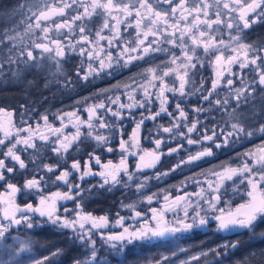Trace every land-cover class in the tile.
<instances>
[{
  "label": "snow or ice",
  "instance_id": "snow-or-ice-1",
  "mask_svg": "<svg viewBox=\"0 0 264 264\" xmlns=\"http://www.w3.org/2000/svg\"><path fill=\"white\" fill-rule=\"evenodd\" d=\"M6 17L8 23L18 19L0 38V77L9 76L14 81L21 80L24 73L38 71L57 84L62 81V86L67 88L74 81L65 72L64 65L73 56L83 58L75 65L74 73L82 81L112 76L134 62L152 60L159 53L168 54V59L144 69L142 82L130 78L133 84L124 85L125 89H131L128 103L121 102L120 95L115 98L106 95L110 90H119L120 84L113 89H101L94 95L105 98L85 109L87 119L81 118L78 112L63 113L56 117L61 121L60 127H54L48 114L42 113L33 128L29 120L24 119H30L34 111L28 107L20 113L17 126L14 111L0 108V146L6 148L0 151V182L5 184L8 194L7 199L0 195V202L4 204L0 211V238H5L13 225L33 229L36 227L33 218L38 215L52 226L71 232L69 240L82 250L72 258L71 264H113V260L116 264H125L130 246L171 241L172 238L176 248H169V254L161 253L159 259L152 258L146 264H211L210 254L217 264H222V258L239 246V240L225 241L191 255L188 249L178 245L184 234L206 229L213 222L215 232L246 230L250 239H264V227H261L264 223V145L255 152L238 154L237 158L242 156L243 159L237 167L220 165L221 170L213 171V179L207 181V188L201 187L193 194L195 203L187 198V193L171 200L164 196L165 201L170 200L167 211L173 213L172 219H166L164 211L158 212L155 208L143 213L136 209L135 203H121L122 208L132 213L135 224L128 225V217L117 213L114 224L121 230L106 233L104 229L113 223L107 214L95 216L83 211V202L95 187L111 191L118 185L127 189L134 183L135 192L142 194L149 178L144 177L139 183L135 180L145 169H154L162 156L183 151L184 144L180 141L199 145L201 150L189 154L187 159H180L168 171L157 173L155 179L195 166L204 158L214 156V149L233 148L255 134L246 124L252 120L264 121V47L244 42V34L254 25L264 23V0H24ZM97 18L100 22L94 24ZM129 29L134 36L126 39ZM224 32H227V40L223 38ZM226 52L230 54L225 55ZM205 58H209L207 63L215 73L208 89L204 88L203 80L197 86L194 79L197 67L204 65ZM233 66L238 71L234 72ZM169 77L173 78L172 83ZM235 80L240 86L234 88V95L230 91L228 98L214 101L222 110L231 106L230 100L235 103L236 107L227 113L228 120L235 122H225L223 126L218 122L211 128L205 127L198 117L206 110L199 104L188 107L185 101L201 93V103L212 104L211 97L218 86L225 82L232 90ZM137 92L141 94L139 100L135 98ZM153 103L158 104L156 111L152 110ZM133 109L144 111L137 119ZM241 109H247L251 115ZM190 113L197 118L190 119ZM162 115L169 118L168 125L155 124L148 129V136H142L145 123L157 121ZM65 119L75 129L71 134L65 133L68 127L63 123ZM125 119L135 123L127 139L123 132ZM40 121L45 132L40 131ZM255 131L264 133V123ZM142 139L149 140L153 149H144ZM169 140L177 144L163 152L161 146ZM85 141L94 142L96 147L80 156V145ZM208 144L211 146H204ZM29 150L32 152L24 158L22 153H29ZM73 150L80 158L68 164L67 158ZM97 150L119 152L118 162L102 161ZM45 151L53 154L56 163L44 162ZM129 158H136L132 168ZM94 166L99 170L94 171ZM29 171L31 176L25 178L22 185L10 179H14L17 172ZM74 175L78 182L71 181ZM96 175L102 178L99 185L82 186L81 182L87 177ZM229 182L232 195L239 194L242 186L247 188V198L234 208L231 201L225 199L229 195ZM49 184H63L67 191L45 195ZM18 194H35L38 202L21 206L16 203ZM157 195L152 193L146 200L150 204ZM59 201H72L75 208L58 214ZM177 209H182V214ZM97 236L102 244L98 245ZM30 246V240H22L13 251L18 254ZM64 254V249L57 248L40 259L33 258L32 264H59ZM180 255L184 259H178ZM245 264H264V249L250 253Z\"/></svg>",
  "mask_w": 264,
  "mask_h": 264
},
{
  "label": "flooded vegetation",
  "instance_id": "flooded-vegetation-1",
  "mask_svg": "<svg viewBox=\"0 0 264 264\" xmlns=\"http://www.w3.org/2000/svg\"><path fill=\"white\" fill-rule=\"evenodd\" d=\"M18 3H24V0H0V38H2V33L5 29L11 28L15 23L14 18L11 23L5 22L7 17L10 16L13 10L16 8ZM99 18L94 21V24L99 23ZM22 31V27L20 29ZM12 34V33H9ZM235 34V33H233ZM39 35V33H37ZM245 41L246 43L252 44L257 48L264 47V23H258L254 25L251 29L245 32ZM134 36V32L132 29H129L127 33H125V38L130 39ZM223 38L227 40V32H224ZM104 43L103 41L101 42ZM230 54L226 52L225 55ZM113 55H116V51L113 50ZM179 55V52H177ZM203 56V54L201 53ZM82 57L73 56L71 57L67 63H65L64 68L67 74H70L74 83L69 87H63V82L57 84L55 80L51 77H47L45 73L38 71H31L24 73L23 78L19 81H14L9 76L0 77V108H4L8 111H14V122L19 126V121L21 119L20 113L23 111L24 107H28L33 109L34 111L31 114V118L24 117V119L29 120V123L35 128L36 121L39 119L40 114L47 113L49 116V122L54 127H60L61 121H59L56 117L58 115H62L67 112H78V114L83 119H87V113L85 109L100 100H103L104 96H96L95 93L99 92L101 89H113V86L116 84H120L119 90H110L106 93L108 97L115 98L116 95L121 96V102L128 103V92L131 90L125 89L124 85L131 86L133 84V80L131 77H135L136 81H143V76L141 75L144 69L148 67H154L156 64H160L163 61L168 59V54L159 53L156 54L152 60L149 61H137L132 65H129L128 68L122 69L119 73H115L112 76L103 75L96 79H90L88 81L78 80L75 76V65L79 64L82 60ZM207 59L205 58V63L202 67L198 66L196 69V75L194 77L197 86L201 80L204 81V88L208 89L211 87L212 79L214 78V69L213 67L207 63ZM214 59V57H211ZM233 71H238L236 66H233ZM228 75L227 73L225 74ZM247 76V71L245 73ZM169 83H172L173 78H168ZM31 81V84L29 82ZM47 85V86H46ZM239 81H234L233 89L230 90L225 82H222L220 86H218L215 94L211 97L213 101L212 104L208 102L200 101L201 93H197L196 95L190 96L186 101V105L188 107L197 106L198 104L202 106L206 111L201 114L198 119L203 122L204 126L207 128H211L214 124L220 123L222 126L227 122L228 124L234 123L235 121H229L227 113L232 111L236 105L230 100V107L226 110H222L218 108L214 101L217 98H228L229 92L232 91L234 95V88L239 87ZM206 94V93H205ZM85 98H88L87 100ZM135 98L139 100L141 98V94L137 92L135 94ZM79 101V103H77ZM158 108L157 103H153L152 110L156 111ZM144 109H133L132 113L135 118H139L140 113L143 112ZM241 111L245 112L247 115H251L247 109H241ZM145 115L147 113L145 112ZM190 119H196L194 113L189 114ZM63 123L68 124V127L65 129L66 134H71L75 131V129L68 123V120L65 119ZM169 123V118L166 115H162L161 118L157 121H147L144 125V128L141 132V135L146 137L148 136V129L154 128L155 124H163L167 126ZM260 123H264V121L252 120L246 127L249 130L255 132V134L247 139L241 140L237 143L233 148L225 149V150H215V155L211 157L204 158L199 161L195 166L184 167L181 170H178L168 176H164L162 179H155L157 173H162L168 171L175 164L179 162L180 159H187L189 154H195L196 151L201 150V146L199 145H188L186 141H180V143L184 144V150L178 153L173 154L172 156H162L161 161L157 164L154 169H145L142 174L135 180L136 183H139L140 179L144 177H148V183L146 187L142 190L141 193L135 192V184H131V186L127 189L122 188L121 186L114 187L111 191H108L107 188L101 189L99 187L93 188L91 194L84 200L83 202V211L92 213L95 216H101L107 214L110 219L113 221L112 224L109 225L108 228L104 229L107 233L109 229H118L121 230L118 225L114 224L116 219V214L119 213L120 216L128 217L127 224L134 225L135 221L131 219L132 213L126 209L121 207V203H135L136 209L143 212L149 213L151 208L157 209L158 212L164 211L166 219H172L173 213L167 211L168 204L170 200L175 198L178 195H185L187 193V198L190 199L192 203H195L196 197L193 196L194 193H198L201 187L207 188V181L213 179V171H220V165L237 167L241 164L243 157H238V154L245 153L248 151H257L264 145V133H260L255 131L259 128ZM41 128H45L42 121H40ZM135 123L131 119H125L123 121V132L124 138L127 139L131 134L132 129L134 128ZM46 131V129H45ZM44 131V132H45ZM105 134L107 130H104ZM26 135V133H25ZM167 136V134H165ZM193 139H196V136L193 135ZM39 146L40 142L37 141ZM142 147L144 149L152 150L154 145L149 142L147 139H142L141 141ZM177 141L169 140L167 144L161 146V150L163 152H167L169 147H175ZM204 146H211L210 144ZM82 152L80 156H82L86 152H91L95 149V143L92 141H85L80 145ZM113 147H116V143L113 142ZM6 148L0 146V151H5ZM32 152L29 150V153H22L24 158ZM98 155L101 156L102 161H107L111 159L113 162H118L119 160V152L106 153L102 150H97ZM46 163H56V158L50 151H45L44 153ZM80 156L75 154L73 150L72 153L68 156V164L71 163L72 159H78ZM129 166L130 168L134 167L136 163V158H129ZM32 165L29 164V169H31ZM94 171H98L99 169L94 166ZM59 173L57 172V175ZM78 175V174H77ZM77 175L72 176L70 179L72 182L77 181ZM31 171L29 172H17L15 178H11L13 183H17L18 186L23 184V180L25 178H30ZM192 177L191 180H186V178ZM185 181L182 185L181 182ZM102 182V178L98 175L89 176L85 179V181L81 182L82 186L88 188L93 185H99ZM229 195L225 197L226 200L231 201V207H235L237 204L243 203L246 197V186L241 187V191L237 195H232L231 193V184H228ZM67 191V188L63 184L59 185H51L49 184L47 187V191L45 195L54 191ZM152 193H157L158 195L154 197L152 202L146 200L148 195ZM0 195L7 199V192L5 191V184L0 182ZM164 196H169L170 200L165 201ZM27 202H31L34 205L38 202V197L35 194H18L16 197V203L19 205H23ZM107 203H110V207H107ZM221 206H224L223 204ZM4 204L0 202V211H2ZM75 205L72 201H59L57 204V212L58 214L63 215L65 209H74ZM177 211L182 214V209H177ZM191 211V210H189ZM36 227L33 229H27L26 226L13 225L10 231L6 234L5 238H0V240L5 241L6 246L4 249L6 253L8 251H13L15 248L19 246V243L22 240H30L31 241V252L23 253L18 257H16L15 261H19L21 263H25L29 260H32L34 257H43L44 255H48L52 250L59 248V242L67 241L68 250L71 251L69 254V258H73L75 256L74 250L76 243L69 240L71 232L69 230H61L52 226L50 223H47L40 218L38 215L33 218ZM7 223V221H3ZM261 227H264V223L261 224ZM215 224L214 222L209 224L206 229H197L192 232L184 234V236L178 241V244L185 245V238L188 234L192 236H197L201 233H208L213 235L214 237L210 239L212 242V248L218 244L224 243L225 241H236L233 239V235L235 233H227V232H215L214 231ZM238 231H246V230H238ZM237 231V232H238ZM97 243L102 244L103 242L100 240L99 236L96 237ZM231 239V240H230ZM172 238L171 241H162V242H153V244H143L140 245L143 248H148L150 251H168L169 248H173L177 245ZM221 241V242H220ZM9 248V250H8ZM81 249V247H80Z\"/></svg>",
  "mask_w": 264,
  "mask_h": 264
},
{
  "label": "trees",
  "instance_id": "trees-1",
  "mask_svg": "<svg viewBox=\"0 0 264 264\" xmlns=\"http://www.w3.org/2000/svg\"><path fill=\"white\" fill-rule=\"evenodd\" d=\"M106 205L107 207L111 206L110 203H107ZM198 236L199 237L197 238V236L188 234L185 238V248L189 250L190 254L199 253L201 250L207 251L209 248H212V242H210V239L214 237L213 235L201 233ZM232 238L236 241L239 240L240 244L236 249L229 251L227 256L222 258V264H245V260L249 257L250 253L259 252L261 249H264V239H250L247 231H238ZM59 248L65 250V254L59 258V264H71L72 258H69L71 251L68 250L67 241L62 240L59 242ZM3 251L4 250L1 248L0 255ZM81 251L80 246L76 244L74 250L75 256L80 255ZM158 252L159 251L150 252L148 248H143L140 245L134 247L130 246L125 256V264H146V262L150 261L152 258L158 259ZM103 254L104 250L101 251V255ZM208 259L211 261V264H217V261L213 260L211 254ZM1 264H11V262L8 263V261H3ZM113 264H116L115 260H113Z\"/></svg>",
  "mask_w": 264,
  "mask_h": 264
},
{
  "label": "rangeland",
  "instance_id": "rangeland-1",
  "mask_svg": "<svg viewBox=\"0 0 264 264\" xmlns=\"http://www.w3.org/2000/svg\"><path fill=\"white\" fill-rule=\"evenodd\" d=\"M40 131L41 132H44L45 131V128H41V125H40ZM119 230L118 229H109L107 232H118ZM221 242V241H220ZM222 243V242H221ZM179 245V247H182V248H185L182 244H178ZM3 246H6L7 247V245H6V243H5V241H3V240H0V249L2 248L4 251L2 252V254L0 255V264L1 263H3V261L4 262H6V261H8V263L9 262H11V264H17V262L18 261H15V259H16V257H18V256H20L22 253L20 252V253H18V254H16V253H14V251H8V253H6V251H5V249H4V247ZM176 246L177 245H175L173 248H171V249H175L176 248ZM137 248H139V247H137ZM8 250H9V248H8ZM32 250H31V248H28V249H26L25 251H23V253H30ZM150 252H152V251H150ZM32 253V252H31ZM159 253V255L161 254V253H164V254H169L168 253V251H160V252H158ZM152 254V253H151ZM191 254H196V253H191ZM190 253H189V255H191ZM45 256V255H44ZM35 259H40V258H42V257H34ZM158 259H159V256H158ZM178 259H184V256L183 255H180L179 257H178ZM20 264H32V260H29V261H27V262H25V263H21L20 262Z\"/></svg>",
  "mask_w": 264,
  "mask_h": 264
}]
</instances>
